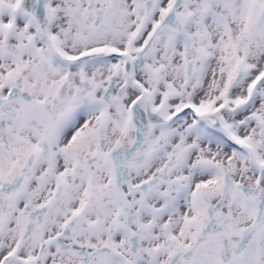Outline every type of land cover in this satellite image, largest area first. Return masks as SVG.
Listing matches in <instances>:
<instances>
[{
  "label": "snow or ice",
  "instance_id": "1",
  "mask_svg": "<svg viewBox=\"0 0 264 264\" xmlns=\"http://www.w3.org/2000/svg\"><path fill=\"white\" fill-rule=\"evenodd\" d=\"M0 264H264V0H0Z\"/></svg>",
  "mask_w": 264,
  "mask_h": 264
}]
</instances>
